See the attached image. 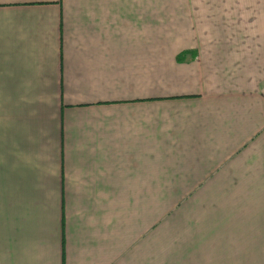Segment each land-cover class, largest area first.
I'll use <instances>...</instances> for the list:
<instances>
[{"label": "crops", "instance_id": "0c3cea01", "mask_svg": "<svg viewBox=\"0 0 264 264\" xmlns=\"http://www.w3.org/2000/svg\"><path fill=\"white\" fill-rule=\"evenodd\" d=\"M0 264H264V0H0Z\"/></svg>", "mask_w": 264, "mask_h": 264}]
</instances>
